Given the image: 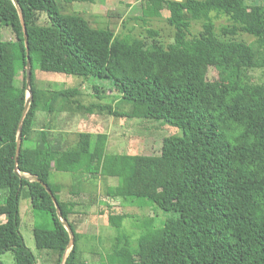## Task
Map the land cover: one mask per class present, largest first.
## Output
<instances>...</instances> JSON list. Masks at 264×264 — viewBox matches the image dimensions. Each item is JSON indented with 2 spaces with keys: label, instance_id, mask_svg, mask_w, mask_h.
<instances>
[{
  "label": "trees",
  "instance_id": "16d2710c",
  "mask_svg": "<svg viewBox=\"0 0 264 264\" xmlns=\"http://www.w3.org/2000/svg\"><path fill=\"white\" fill-rule=\"evenodd\" d=\"M16 1L27 34L32 98L15 162L17 127L27 94L26 54L16 8L11 0H0V24L13 37L0 41V255L9 252L14 264L62 263L69 235L56 215L53 196L74 236L64 264H87L79 247L82 235L71 220L78 214L63 208L57 196L60 187L49 181L50 173L57 171L114 179L116 185L105 197L124 204L141 200L175 215L159 229L143 231L138 226L132 250L123 230L129 215L108 214L115 235L99 264H139L138 258L150 264H264V83L237 82L250 70H264V4L131 0L145 3L146 10L152 6L168 13L166 21L175 32L172 43L163 47L155 39L156 30L146 29L148 43L131 33L92 27L76 14L62 15L54 0ZM220 18L227 22L216 27ZM192 22L201 24L197 35L190 34ZM240 35L253 40H239ZM34 61L42 72L108 80L131 104L127 113L109 109V114L161 123L181 136L169 138L161 155L108 154L103 133L80 132L72 146H60L55 138L50 144L44 129L34 131L37 115L45 110L42 101L63 98L88 113L94 106H82L75 99L77 89H38ZM210 69L217 80L208 79ZM20 71L23 83L17 87ZM63 104L60 110L56 107L58 113ZM54 110L47 106L50 116ZM35 138L33 148L23 146ZM29 175L46 184L52 196L40 183L30 182ZM22 193L31 209L48 215L52 225L51 230L33 229L37 256L19 232Z\"/></svg>",
  "mask_w": 264,
  "mask_h": 264
},
{
  "label": "rangeland",
  "instance_id": "374dc122",
  "mask_svg": "<svg viewBox=\"0 0 264 264\" xmlns=\"http://www.w3.org/2000/svg\"><path fill=\"white\" fill-rule=\"evenodd\" d=\"M57 10L62 15L76 14L83 17L92 27L110 28L115 33L127 34L146 39L148 43L151 39H147L146 29L156 30L159 36L155 38L160 41L163 47L171 44L174 36V28L170 26L166 19L168 13L163 10H154V7H145L143 2H133L131 0H95L91 3H64L61 0H54ZM248 5L264 4V0H245ZM144 12V14H143ZM224 18H220L215 22L216 27L226 24ZM190 34L197 35L201 31L199 22L191 23ZM12 34L8 27L0 24V41L8 42L12 40ZM239 40L250 43L253 38L247 35H240ZM34 84L40 90L62 91L77 89L79 96L75 97L78 102L89 107L93 105L90 113L77 110L63 98L42 101L41 105H45V110H40L37 115L35 129L39 130L43 122L47 123L48 116L47 106H54L53 118L51 124L59 128L65 129L64 139L70 144L77 141L79 132H91L93 134L103 133L108 137L107 153L108 154H141V155H161L166 146V142L173 136H181V132L167 125L149 122L127 117H117L109 114V109L116 113H127L131 104L124 101L111 82L99 78H84L73 75L46 73L40 71L38 63H32ZM208 79L215 81L218 79L213 69L208 71ZM250 81L254 84L264 83V70H250L245 74V78H239L238 83ZM23 77L20 71L19 76L15 80L17 87L22 86ZM94 87L99 88V92L93 91ZM28 93L26 94L27 97ZM64 103L61 113L56 111V107ZM48 125V124H47ZM50 126V125H49ZM38 139L24 142L23 146H35ZM68 176V179L66 178ZM70 174H55L51 181L60 183L64 192H70L71 184L76 185L74 190L80 192L86 191L88 194L94 195L96 200L90 207V212L86 216H71V220L76 227V232L82 235L79 247L84 254L82 257L87 264H99V258L106 257L110 252L112 239L115 235L114 229L107 222L108 214L129 215L128 219L123 222V230L129 236L132 250L136 249L139 230L141 226L144 230L152 227L159 229L163 222L172 215L163 212L153 205H146L141 200L128 199L124 204L118 199L111 200L105 197L107 187L116 184L115 180L99 177L71 180ZM67 195V194H66ZM80 197V196H79ZM91 197V196H90ZM72 203V202H70ZM63 208L67 211L69 207L62 203ZM65 204V205H64ZM19 232L23 238L25 246L37 256L38 252L35 248L33 229L42 228L51 230L52 225L48 215L41 212H34L31 209L28 198L21 194L19 203ZM1 223V217H0ZM97 255V256H96ZM139 264H150L151 260L138 258ZM0 264H14L12 256L9 252L0 255ZM39 264H44L39 261Z\"/></svg>",
  "mask_w": 264,
  "mask_h": 264
},
{
  "label": "crops",
  "instance_id": "0c3cea01",
  "mask_svg": "<svg viewBox=\"0 0 264 264\" xmlns=\"http://www.w3.org/2000/svg\"><path fill=\"white\" fill-rule=\"evenodd\" d=\"M59 110V109H58ZM57 110V111H58ZM53 114V113H52ZM49 116L47 121L48 123H45V128H40L39 130H34L36 131L37 133H39V131H41L42 129H44L43 131L48 133L50 135V144H54L53 140L54 138L57 139V142L60 146H63V145H68V146H72L70 145L65 139V129L64 128H59L57 127L56 125L53 126L51 124V120L53 118V116ZM46 121V122H47ZM48 124V125H47ZM50 125V126H49ZM80 133V132H79ZM78 133V134H79ZM85 133H90L92 135L95 136V134L91 133V132H85ZM38 135H36L35 137H37ZM36 139V138H35ZM34 139V140H35ZM30 142V141H29ZM47 144V143H46ZM34 147V146H33ZM32 146H27L25 148H33ZM58 173H63V172H57V171H52L50 173V176H49V181L50 183H52L53 185H57L58 187H60V192L57 194L61 204L64 202L66 203L67 207L70 208V210L73 208L74 211L78 214L77 216H86L88 214V212H90V207L91 205L94 203L93 200H96V197L94 195H91V194H88V192L86 191H78V190H74V187L76 188V185H74L73 183L71 184V191L70 192H64L63 190V187L60 183L56 182L55 180L54 181H51V178H53L55 176V174H58ZM65 174H70V178L71 180H75V183L78 184V179H82V178H93L92 176H89V175H86V174H79V173H65ZM98 177V176H96ZM68 179V176L66 177ZM100 178V177H99ZM105 179H111V178H105ZM114 180V179H112ZM116 185V184H115ZM115 185L111 186V187H114ZM110 188V187H107V189ZM77 189V188H76ZM106 189V191H107ZM67 194V195H66ZM80 196V197H79ZM91 196V197H90ZM107 198V197H106ZM111 199V198H109ZM114 201V199H111ZM72 202V203H70ZM63 205V204H62ZM3 222V220L1 219V223ZM84 254V253H83ZM84 260V258H83ZM86 261V260H85Z\"/></svg>",
  "mask_w": 264,
  "mask_h": 264
},
{
  "label": "water",
  "instance_id": "95a60500",
  "mask_svg": "<svg viewBox=\"0 0 264 264\" xmlns=\"http://www.w3.org/2000/svg\"><path fill=\"white\" fill-rule=\"evenodd\" d=\"M13 5L16 8L20 23L22 25V29H23V39H24V46H25V54H26V65H25V85H26V89H27V97L24 103V107H23V111H22V115L20 117V120L18 122V127H17V137H16V150H15V162L17 161L19 152H20V148H21V130H22V123L23 120L28 112L29 106H30V101L32 98L31 95V91H30V84H31V75H32V71H31V61L30 58L28 56V44H27V34H26V28H25V24H24V19H23V15H22V11L17 3L16 0H11ZM17 172V170H16ZM27 178L29 179L30 182H36V183H40L41 186L46 190V192L48 193V195L52 196L51 191L48 189V187L46 186V184L40 182V180L34 176V175H29L27 176ZM53 199V203L55 205V209H56V215L58 217V219L61 221L63 227L65 228V230L67 231L68 235H69V243L67 246V251L65 252L63 259H62V263L64 264L65 258L68 254V252L72 249L73 247V243H74V236L72 233V230L69 226V224L66 222V220H64L62 218V214L60 211V208L58 206V204L56 203L55 198L52 196Z\"/></svg>",
  "mask_w": 264,
  "mask_h": 264
}]
</instances>
